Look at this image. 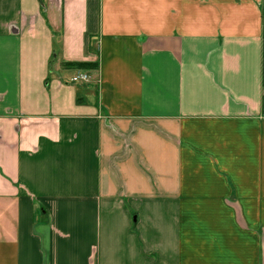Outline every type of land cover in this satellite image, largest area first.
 I'll use <instances>...</instances> for the list:
<instances>
[{
	"label": "crops",
	"instance_id": "crops-1",
	"mask_svg": "<svg viewBox=\"0 0 264 264\" xmlns=\"http://www.w3.org/2000/svg\"><path fill=\"white\" fill-rule=\"evenodd\" d=\"M0 264H264V0H0Z\"/></svg>",
	"mask_w": 264,
	"mask_h": 264
},
{
	"label": "trees",
	"instance_id": "trees-1",
	"mask_svg": "<svg viewBox=\"0 0 264 264\" xmlns=\"http://www.w3.org/2000/svg\"><path fill=\"white\" fill-rule=\"evenodd\" d=\"M62 65L67 67L76 68L78 71L91 72L97 70L96 62H72V63H63Z\"/></svg>",
	"mask_w": 264,
	"mask_h": 264
},
{
	"label": "built area",
	"instance_id": "built-area-1",
	"mask_svg": "<svg viewBox=\"0 0 264 264\" xmlns=\"http://www.w3.org/2000/svg\"><path fill=\"white\" fill-rule=\"evenodd\" d=\"M90 80L87 73L79 72L70 78V83H86Z\"/></svg>",
	"mask_w": 264,
	"mask_h": 264
},
{
	"label": "rangeland",
	"instance_id": "rangeland-1",
	"mask_svg": "<svg viewBox=\"0 0 264 264\" xmlns=\"http://www.w3.org/2000/svg\"><path fill=\"white\" fill-rule=\"evenodd\" d=\"M192 6H193V10L199 8V4L196 3V2H194V1H193V3H192ZM195 14H196V16L199 15V10H197V11H195V12L192 11V15L194 16ZM195 21H196L197 24H198V23H199V17H196V18H195Z\"/></svg>",
	"mask_w": 264,
	"mask_h": 264
}]
</instances>
